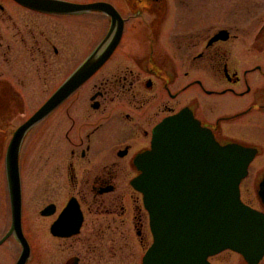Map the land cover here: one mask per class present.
<instances>
[{
	"label": "flooded vegetation",
	"instance_id": "af4514ba",
	"mask_svg": "<svg viewBox=\"0 0 264 264\" xmlns=\"http://www.w3.org/2000/svg\"><path fill=\"white\" fill-rule=\"evenodd\" d=\"M35 1L0 0V122L13 110L5 97L45 96L0 131V264H144L154 235L136 158L180 113L220 146L256 150L239 198L264 215V167H252L264 155V85L247 80L264 78V0ZM106 37L117 40L106 61L24 136L19 240L5 166L13 132ZM207 262L264 264V254L226 249Z\"/></svg>",
	"mask_w": 264,
	"mask_h": 264
},
{
	"label": "water",
	"instance_id": "95a60500",
	"mask_svg": "<svg viewBox=\"0 0 264 264\" xmlns=\"http://www.w3.org/2000/svg\"><path fill=\"white\" fill-rule=\"evenodd\" d=\"M20 1L40 9L35 0ZM96 8L104 10L103 5ZM107 40L13 133L5 166L12 222L19 240L18 154L24 136L106 61L117 43L113 40L105 45ZM255 155V149L238 144L220 146L189 114L180 113L162 122L154 131L150 151L136 158L141 174L132 183L143 195L154 235L144 264H208V257L226 249L239 252L248 261L261 258L264 215L244 206L239 198V183ZM260 186L264 188V182ZM76 218L79 220L78 213ZM56 223L52 232L58 235ZM28 254L25 246L22 262Z\"/></svg>",
	"mask_w": 264,
	"mask_h": 264
},
{
	"label": "rangeland",
	"instance_id": "374dc122",
	"mask_svg": "<svg viewBox=\"0 0 264 264\" xmlns=\"http://www.w3.org/2000/svg\"><path fill=\"white\" fill-rule=\"evenodd\" d=\"M257 65L261 66L262 70L264 71V63H257ZM255 75L257 74H252V76H255ZM247 76H248L247 80L249 84L255 90L259 89L261 86L264 85L263 77L257 76L256 78H253V77H249V75ZM44 99H45V96L43 95L23 96L19 98L5 97L4 102L7 103L9 106H12L11 109L13 110H11L8 115H5L2 117L3 119L0 122V131H2L4 134L8 133L10 130L12 131L14 127H16L17 122H19L21 115L22 114L25 115L28 112H30L34 107L42 103ZM262 152H264V150H262ZM262 166L264 167V155H262L261 158L259 157L256 158L255 162L252 165L253 170H255L258 167H262ZM24 199L27 200V202H29L30 200H32L31 202H33V199H34L33 191L30 189L26 190ZM38 203L42 204L40 202Z\"/></svg>",
	"mask_w": 264,
	"mask_h": 264
}]
</instances>
